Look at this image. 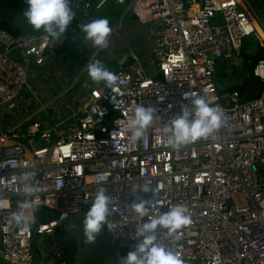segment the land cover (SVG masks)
I'll return each mask as SVG.
<instances>
[{
    "label": "built area",
    "instance_id": "built-area-1",
    "mask_svg": "<svg viewBox=\"0 0 264 264\" xmlns=\"http://www.w3.org/2000/svg\"><path fill=\"white\" fill-rule=\"evenodd\" d=\"M108 2L122 7L111 33L124 15L134 17L137 31L151 32L153 58L143 64L118 35L112 53L120 55V66L109 69L118 77L112 89L87 73V64L110 47V35L104 48L90 41L91 53L79 71L64 75V64L55 63L60 51L86 39L82 26L103 18L98 11ZM68 5L74 18L56 39L43 28L17 35L0 28V264H35L33 239L83 223L101 188L112 209L108 220L118 227L97 236L123 264L140 243L135 229L178 205L191 223L173 234L158 229L155 243L183 264H264V0H68ZM244 41L256 45L253 55L261 52L252 73L262 90L246 101L228 78L219 81L220 67L241 54ZM46 64L53 90L43 102L46 96H34L43 94L38 81L45 80L38 74L32 86L28 79L33 66ZM235 65L244 71L248 62ZM62 78L66 84L57 88ZM197 97L218 109L220 127L179 148L169 146L163 128ZM140 104L154 109L155 121L137 140L130 123ZM25 184L36 186V194L26 197ZM145 187L151 190H140ZM140 201L144 216L132 206ZM24 202L31 205L28 219L17 224L13 215L25 211ZM44 208L57 216L39 219L36 213ZM41 254L46 264H65L59 244Z\"/></svg>",
    "mask_w": 264,
    "mask_h": 264
},
{
    "label": "clouds",
    "instance_id": "clouds-1",
    "mask_svg": "<svg viewBox=\"0 0 264 264\" xmlns=\"http://www.w3.org/2000/svg\"><path fill=\"white\" fill-rule=\"evenodd\" d=\"M27 23L34 29L44 32L53 39L62 35L74 18V13L68 5V0H27V9L23 12ZM86 39L97 48L107 46V38L111 33L109 21L106 18L95 19L82 26ZM87 73L92 81L103 82L107 88L112 89L118 77L106 69L100 61L87 64ZM99 95V94H97ZM154 109L144 107L141 104L134 110V116L130 123L132 136L139 140L145 130L154 123ZM222 123V115L217 108L212 107L202 97L191 98V106L181 109L179 115L170 119V124L162 130L166 137V143L179 148L199 138L211 135ZM144 192L150 187L140 189ZM37 192V187L25 184L23 193L26 197H32ZM109 197L103 188L99 190L85 214L83 232L86 241L94 243L97 234L107 228L110 232L118 227L117 223L109 222L108 218L112 209ZM136 214L144 216L147 208L144 201L133 203ZM21 207L25 211L15 213L13 219L17 224H22L28 217L26 210L30 203L24 202ZM191 223L190 216L186 214L184 206H174L166 213L154 217L135 229V235L140 243L123 257L124 264H183V260L176 253L156 244V232L165 229L169 234Z\"/></svg>",
    "mask_w": 264,
    "mask_h": 264
},
{
    "label": "rangeland",
    "instance_id": "rangeland-1",
    "mask_svg": "<svg viewBox=\"0 0 264 264\" xmlns=\"http://www.w3.org/2000/svg\"><path fill=\"white\" fill-rule=\"evenodd\" d=\"M108 6H111L112 9L116 8V10L119 9V14L121 15L122 12V7H117L115 5H112L111 2L107 3ZM27 9V0H0V19L5 18L11 20L12 23L18 25L22 29H27L28 23L26 21V18L23 15V12ZM105 8L101 9L98 11L99 15L103 18H106L104 13H105ZM112 18V16H110ZM117 17L113 18L112 20L109 21V26L110 28L116 24ZM107 19V18H106ZM137 21L135 20L134 17L130 15H124L122 17L121 24L119 26V29L116 31H113L110 34L109 40L107 44L110 42V47L107 49H102V52L97 57L96 61H100L103 63L106 69H111V68H116V65H113L114 63L109 62L111 57L110 54L112 53V49L115 48V39L118 37L120 34H125L123 36V44L124 46H128V49L131 47H136L138 45H141L142 49V57L141 60L143 64H146L147 61L153 60L150 50H149V45H150V36L151 32L144 31V30H138L137 31ZM143 27L144 29L145 26L148 25H139V27ZM138 44V45H136ZM79 45L82 47V50L84 52L81 54L82 57L88 56L91 53V43L88 41V39H83L79 43ZM72 47L75 46V44H71ZM256 45L255 44H250L247 41H244V45L241 49V54L239 56L234 57L233 59L229 60L228 62H225L223 66L220 67V78L219 81L221 83H225L226 78L229 79L230 85H241L245 79V77L250 73L251 71V63L248 65V67L243 71L242 67L239 65H235L237 63L239 64H245L248 60H252V50L255 49ZM81 52V50L77 51ZM113 53L117 54L116 51H113ZM246 54L248 55V58H246ZM55 63L57 64H63V59H66L67 63L70 61V57L66 53L59 52V55L55 57ZM114 62V59L112 60ZM118 68V66H117ZM49 73H52L51 65L46 64V66L43 67H32L30 71V76L28 79V83L31 85H34L37 83V76L41 79H44L45 83L42 85L40 84V81H38V86L39 88H43L45 90V99H40L45 102V100L52 95L51 89L53 88L51 86V83H53V79L50 76ZM37 86V87H38ZM29 98V97H27ZM33 104L37 105V101L33 100ZM238 202L240 203V200L238 199ZM43 216L41 219H51L57 216V211H54L52 209L44 208L42 211L36 213V215ZM69 230L68 231L70 234H67L65 236V233L63 234H55L53 235L54 238L50 240L49 236H43V237H35L33 239V248L34 252L36 255V258H38L39 263L42 264V254L41 250L43 249H49L51 248V243L53 241H56L60 239L61 237H68L65 240H70L75 243L76 246V251L73 261H69L68 264H74L75 262L77 264H108L105 262L109 250L105 252V247L102 245L101 237L99 238L96 236V239L94 243H89L86 241V238L84 236L83 232V223L82 222H75L71 225H68ZM51 241V242H50ZM46 258L43 261V264H46Z\"/></svg>",
    "mask_w": 264,
    "mask_h": 264
},
{
    "label": "trees",
    "instance_id": "trees-1",
    "mask_svg": "<svg viewBox=\"0 0 264 264\" xmlns=\"http://www.w3.org/2000/svg\"><path fill=\"white\" fill-rule=\"evenodd\" d=\"M104 10H105L104 15H105V17L107 16L106 18L108 20H112L113 18L119 16V12H120L119 9L118 10H116V8L112 9L111 6H108L107 4H106ZM110 16H112V18H110ZM0 28L8 31L9 33H11L13 35H17V34L23 33V32L35 34L39 31V30H34L29 24H28L26 30L22 29L18 25L12 23L11 20L5 19V18L0 19ZM260 57H261V52L253 55L252 60L247 61L248 65L251 63V66L253 68ZM246 58L249 59L247 54H246ZM252 68H251L250 73H248V75L245 77V79L241 85H234L233 86V88H236L239 90V92L241 94V98L243 101H246V100H249V99L256 97L262 90V84H261L260 80L253 75ZM62 246L66 252V257L63 260L65 261V264H68L69 261H73V259H74L76 246L70 240H65L64 242H62Z\"/></svg>",
    "mask_w": 264,
    "mask_h": 264
},
{
    "label": "crops",
    "instance_id": "crops-1",
    "mask_svg": "<svg viewBox=\"0 0 264 264\" xmlns=\"http://www.w3.org/2000/svg\"><path fill=\"white\" fill-rule=\"evenodd\" d=\"M122 35H125V34H123L122 33ZM115 41H116V39H115ZM73 44V43H72ZM75 44V46L74 47H72L71 45L67 48V55L70 57V61H69V63H67V61H65V63H63L64 65L63 66H65V73H64V75H66V74H68L69 72H72V71H74V72H77V71H79V69L82 67V65H83V63H82V60H83V58L85 57H82L81 56V54L84 52V50H82V47L80 46V45H77L76 43H74ZM136 45H138V44H136ZM134 49H133V53H134V55H136L137 57H139V58H141L142 57V55H143V53H142V47H141V45H138V46H134L133 47ZM79 50H81V52H77V51H79ZM110 57H111V59H110V61L109 62H112V63H114L113 65H116L115 67L117 68V66L119 67L120 66V62H119V60H120V55H118V53L117 54H115V53H111L110 54ZM129 58H131V57H129ZM114 59V62L112 61ZM118 60V61H117ZM115 69V68H114ZM61 77V76H60ZM66 78V77H65ZM64 78V79H65ZM61 79V78H60ZM62 82V83H61ZM57 83H59V82H57ZM56 83V84H57ZM64 84H66L65 82H64V80H63V78H62V80L60 81V83L58 84V86H57V88H61L62 87V85H64ZM51 85H52V83H51ZM33 86V85H32ZM40 89V88H39ZM53 89H51V91H52ZM42 93L43 94H41V96L38 94V93H36V95L38 96V97H36V96H34V98L35 99H39V98H43L44 96H45V94H46V92H45V90H43V88H42ZM26 95H27V93H26ZM38 213V212H37ZM37 216H38V218L39 219H41V218H43V216H39L38 214H37ZM41 220H45V219H41ZM69 227L70 226H65V227H63L62 229H58L56 232H55V234H63V233H65V236H67V234H70L68 231H70L69 230ZM54 234V235H55ZM52 238H54L53 237V235L50 237V240L52 239ZM66 238H68V237H61L60 239H58V240H56V241H53L52 243H51V246H52V244H59L60 246H62V242H64L65 241V239ZM51 242V241H50ZM73 242V241H72ZM75 244V243H74ZM63 247V246H62ZM106 249V248H105ZM109 250V252H107L108 253V256H107V258H106V260H105V262H107L108 264H123L121 261H119V260H117L116 259V256H114L115 254L111 251V249H108ZM107 251V249L105 250V252ZM46 258H43L42 257V260L44 261ZM75 259V258H74ZM47 261V260H46ZM65 262V261H64ZM35 264H40L39 263V260H38V258L36 259V262H35ZM42 264H43V262H42ZM75 264V263H74Z\"/></svg>",
    "mask_w": 264,
    "mask_h": 264
}]
</instances>
